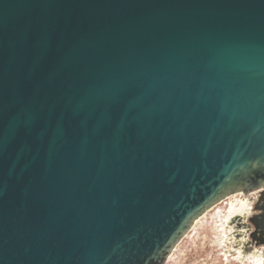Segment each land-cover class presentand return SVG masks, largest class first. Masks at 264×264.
<instances>
[{
	"label": "water",
	"instance_id": "1",
	"mask_svg": "<svg viewBox=\"0 0 264 264\" xmlns=\"http://www.w3.org/2000/svg\"><path fill=\"white\" fill-rule=\"evenodd\" d=\"M238 194L263 256L264 0H0V264H165Z\"/></svg>",
	"mask_w": 264,
	"mask_h": 264
},
{
	"label": "rangeland",
	"instance_id": "2",
	"mask_svg": "<svg viewBox=\"0 0 264 264\" xmlns=\"http://www.w3.org/2000/svg\"><path fill=\"white\" fill-rule=\"evenodd\" d=\"M241 199H244L243 196L237 195L232 200L233 203L226 200L208 211L177 245L167 264H264L250 255L260 246L250 248L247 252L242 251L244 249L239 250L243 257H247L245 259L242 257L241 260H239V252L230 255L229 251L233 250L226 248V245L231 243L227 240L234 235L225 240L226 236L238 229L235 214H242L244 210ZM261 249L264 250V246ZM259 253L261 251L257 252Z\"/></svg>",
	"mask_w": 264,
	"mask_h": 264
},
{
	"label": "flooded vegetation",
	"instance_id": "3",
	"mask_svg": "<svg viewBox=\"0 0 264 264\" xmlns=\"http://www.w3.org/2000/svg\"><path fill=\"white\" fill-rule=\"evenodd\" d=\"M250 214L246 211L241 215H236V227L238 228L235 232H232V235L236 236L237 239L234 240L233 247L234 249L240 250L244 249L242 251L247 252L248 249H252L250 245V240L248 239V230L244 227V223H246V218L249 217ZM235 238V237H234ZM243 246V248L241 247ZM246 247V249H245ZM232 249V250H234ZM231 252V251H229ZM253 254V253H252Z\"/></svg>",
	"mask_w": 264,
	"mask_h": 264
},
{
	"label": "bare ground",
	"instance_id": "4",
	"mask_svg": "<svg viewBox=\"0 0 264 264\" xmlns=\"http://www.w3.org/2000/svg\"><path fill=\"white\" fill-rule=\"evenodd\" d=\"M239 196H242L241 194H238ZM237 195H235V196H233L232 198H229V199H227V200H230L232 203H233V201L232 200H234V198L236 197ZM244 199H241V206H243L244 207V210H243V212H242V214L247 210V209H250V206L251 205H249L248 204V202H247V200L245 199V197H243ZM226 201V200H225ZM223 203V202H222ZM236 215H241V214H235V216ZM202 218V217H201ZM200 218V219H201ZM200 219L197 221V222H199L200 221ZM197 222L194 224V226L197 224ZM193 226V227H194ZM225 229H226V227H225ZM232 236V233L231 234H229V235H227L226 236V238H225V240H227V238H230ZM224 240V241H225ZM234 240H235V238H234V236H233V238H231V239H228L227 241H230L231 243L229 244V245H226V248H228V249H233V244H234ZM175 250V249H174ZM173 250V251H174ZM173 251H172V253H173ZM237 252H239L240 253V256H239V260H241L242 259V255H241V252L239 251V250H236V253ZM172 253H171V255H172ZM236 253L234 254V255H236ZM171 255L169 256V258H168V260L170 259V257H171ZM251 255V257H253L254 259L255 258H258V261H260V262H262V263H264V260H263V258H264V256H262L261 255V253H259V254H250ZM245 258H247V257H243V259H245ZM168 260H167V262H168ZM167 262H166V264H167Z\"/></svg>",
	"mask_w": 264,
	"mask_h": 264
}]
</instances>
